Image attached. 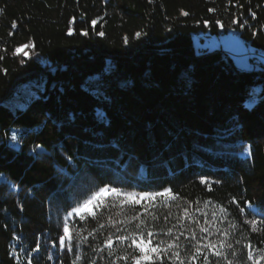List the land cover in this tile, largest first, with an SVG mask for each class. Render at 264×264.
Instances as JSON below:
<instances>
[{
  "label": "trees",
  "instance_id": "1",
  "mask_svg": "<svg viewBox=\"0 0 264 264\" xmlns=\"http://www.w3.org/2000/svg\"><path fill=\"white\" fill-rule=\"evenodd\" d=\"M228 31L251 68L195 51V35ZM260 53L264 0H0V264H131L129 241L112 255L103 241L109 219L124 229L136 213L153 244L179 237L181 258L196 233L204 251L185 264H264ZM104 185L174 198L67 216ZM160 256L150 264H173Z\"/></svg>",
  "mask_w": 264,
  "mask_h": 264
},
{
  "label": "snow or ice",
  "instance_id": "2",
  "mask_svg": "<svg viewBox=\"0 0 264 264\" xmlns=\"http://www.w3.org/2000/svg\"><path fill=\"white\" fill-rule=\"evenodd\" d=\"M220 22L217 21V24ZM15 27V23L12 25ZM139 35V33H137ZM127 42V41H125ZM25 47H30V45H26ZM16 53L20 52V47H17L15 49ZM23 63V61H21ZM17 135L13 134L11 136V140L16 141ZM204 183L205 181H201ZM139 196V198H137ZM156 197H168V198H174V195L172 194L170 189H164L162 192H142V193H134V192H126L123 189L111 187L110 185H104L102 187H99L97 190L89 193L85 199L82 201H78L75 206L71 208V210L67 213L68 217L77 216L81 220L92 217L94 219H97L99 221L100 217L97 216V211L101 208L106 207V202L110 198H116L121 199V204L127 203L129 206H135L141 203V201L145 199L154 200ZM207 203V201H205ZM198 210V209H197ZM223 211V209H222ZM185 213H187V209H185ZM125 219L121 220L120 224H125L129 227L132 226L133 221H138V223H135L134 227H131V230H129V227H126L124 229H121L117 223L111 219H109V224L113 227H116V232L112 233L109 232V234L105 237L103 243L107 246L109 249V255H112L111 249L113 246V238L115 237L116 241H119L121 243H124L126 241H129V247H134L135 250L139 252V255H128L127 252L124 256L118 257V259H124V260H130L131 264H150L153 259H162L160 256L161 253H164L167 255L169 251H171V257H169L170 260H173V264H185L186 260H195L197 256H200L203 253V249L199 246L200 241L196 237V233H192L191 239L195 241L194 244H192V250L186 251L184 258H181V253L179 251V248L181 247V244L179 243V237L171 238L168 242L165 241H159L156 244H153L152 237L156 236L157 233L155 231L149 230L151 225V221H145L139 213H136L132 215L131 217H128L126 214ZM157 217L153 215L151 217V220H156ZM98 227L103 230L106 225L103 223H98ZM201 231L207 232V228H201ZM63 234L59 236L60 246H65V240L66 238L71 241L72 234L69 227V223L67 218L65 219L63 223ZM121 231H124L126 234H120ZM173 232L172 228H168L165 232V235H170ZM79 236V233L76 234ZM89 235H92L90 232ZM86 237H81L82 241H85ZM166 247H162V245H165ZM221 247H224L223 241H221L220 244ZM207 249L213 251V255L216 257L224 258V253L220 251L219 249H214V245L212 242H209L206 246ZM232 245L228 244L227 248H231ZM175 249V250H174ZM99 249H97L98 251ZM232 255H235V252L232 253ZM249 258L252 259L253 264H257V260L261 259L260 256L253 257L252 253L249 252ZM203 260L205 264H207V261L209 260V257L207 255H203Z\"/></svg>",
  "mask_w": 264,
  "mask_h": 264
},
{
  "label": "rangeland",
  "instance_id": "3",
  "mask_svg": "<svg viewBox=\"0 0 264 264\" xmlns=\"http://www.w3.org/2000/svg\"><path fill=\"white\" fill-rule=\"evenodd\" d=\"M193 41L196 52H199L202 49H218L227 53L233 59L235 64L240 67L251 68L252 65H254L250 59V53H252L253 50L248 47L246 43L232 31L220 33L218 35H205L203 33L197 34L194 36ZM258 58L264 61V53H260V56ZM137 198H139V196H137ZM113 199H115L118 204H121L122 198ZM156 199L157 198H155L154 200L145 199L141 201V203L151 204Z\"/></svg>",
  "mask_w": 264,
  "mask_h": 264
}]
</instances>
